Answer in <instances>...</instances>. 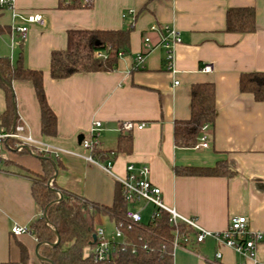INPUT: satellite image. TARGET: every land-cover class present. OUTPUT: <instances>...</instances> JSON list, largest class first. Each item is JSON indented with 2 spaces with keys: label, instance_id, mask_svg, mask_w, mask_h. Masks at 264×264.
<instances>
[{
  "label": "crops",
  "instance_id": "1",
  "mask_svg": "<svg viewBox=\"0 0 264 264\" xmlns=\"http://www.w3.org/2000/svg\"><path fill=\"white\" fill-rule=\"evenodd\" d=\"M59 1L16 0L20 10L39 12L45 18L44 24L29 25L25 41L13 34L10 12H0V23L9 28L0 32V57L16 62L22 55L27 67L43 71L48 103L57 116V134L42 135L40 104L29 82L13 83L17 119L26 121L36 137L81 154L86 150L79 135H88L93 123L101 121L97 158L114 150L121 134L132 137V151L112 158L115 174L125 176L129 163L149 165L151 180L161 188L165 204L201 227L220 232L233 216L244 215L251 229L264 231V101L240 90L242 73L264 72V0H93L63 8ZM233 7L255 8L254 32L226 31L227 11ZM154 24L172 25L182 34L175 48V72L165 67V50L156 46L160 32L149 30ZM78 29H130L129 51L118 58L112 71L54 79L52 53L67 49L68 32ZM147 35L153 48L136 68ZM207 65L211 71L203 70ZM204 82L214 83L216 92L217 116L208 129L209 147L179 148L174 143L175 122L190 117L192 86ZM5 109V92L0 88V115ZM122 121L147 126L122 133L118 130ZM56 161L50 181L58 191L100 205L113 204L118 184L113 175L77 155L63 153ZM222 161L236 173L178 175L174 169L212 167ZM29 172H42L38 157L17 154L0 164V264H23L19 242L28 249L27 264H43L36 253V238L11 231L16 224L30 227L44 214L33 198ZM188 248L176 251L174 264H251L213 238L193 241ZM258 256L264 261L262 246Z\"/></svg>",
  "mask_w": 264,
  "mask_h": 264
},
{
  "label": "trees",
  "instance_id": "2",
  "mask_svg": "<svg viewBox=\"0 0 264 264\" xmlns=\"http://www.w3.org/2000/svg\"><path fill=\"white\" fill-rule=\"evenodd\" d=\"M69 1V3H66ZM82 0H60L59 7H80ZM89 5V3L87 4ZM7 25L0 23V32L7 31ZM256 30V10L254 7H233L227 11L226 31L241 34ZM130 48V29L90 30L78 29L68 32V47L53 51L51 76L54 79L67 78L79 72L112 71L117 67L119 53ZM106 54L99 57L98 52ZM14 82L33 84L41 110V132L43 136L57 134V116L48 103L44 88L42 70L25 65L20 55L16 62L9 57H0V88L5 92L6 109L0 115V125L10 127L17 119ZM240 90L252 93L257 101H264V72H245L240 77ZM215 85L212 82L196 83L191 90V115L188 119L177 120L174 126V143L179 148H194L206 124L214 125L217 116ZM132 151L131 135L121 134L113 153ZM107 159L105 153L98 154ZM42 172H29L32 179V195L44 214L31 223L30 233L36 238L39 255L43 264H172V247L169 241L174 237L176 227L169 221V214L162 212L153 221L141 224L131 223L126 216L129 203L123 194V187L117 184L114 202L111 206L90 202L78 195L50 187L48 182L57 170L54 156L41 154ZM178 175L232 176L235 170L226 161L212 167H175ZM108 216L115 226L123 225L130 247L126 251L117 249L107 260L95 261L97 228L102 226L103 217ZM180 232L193 234L194 230L181 222ZM59 238V242L58 241ZM133 246L136 252H133ZM164 246V248H163ZM21 262L27 264L29 254L19 242ZM215 264H220L216 262Z\"/></svg>",
  "mask_w": 264,
  "mask_h": 264
},
{
  "label": "built area",
  "instance_id": "3",
  "mask_svg": "<svg viewBox=\"0 0 264 264\" xmlns=\"http://www.w3.org/2000/svg\"><path fill=\"white\" fill-rule=\"evenodd\" d=\"M86 3H91L93 0H82ZM9 11L11 14V29L13 34H17L21 41H25L29 33V25L32 23L44 24L45 18L39 12H26L20 10L16 5V0H0V12ZM151 31L160 32V38L156 46L162 47L165 50V67L168 71L175 72V48L182 41L181 32L172 25H165L159 28L157 25L150 27ZM144 46L146 50L139 52L135 59L134 66L138 68L142 66L147 56V53L153 48L151 37L147 35L144 38ZM125 52H120L119 57ZM99 57H106L105 53L98 52ZM204 71H211L212 66L207 65ZM178 83V82H176ZM147 126L146 122L122 121L119 123L118 130L122 133H132L136 129H143ZM103 125L101 121H95L88 135H84L81 141V146L86 150V153H76L68 149H64L53 145L43 139L36 137L28 123L23 119H16L15 122L7 127L0 125V164H5L17 154H27L38 157L41 154L51 155L55 158L61 154H72L85 158L86 160L97 164L105 172L113 175L118 183L123 187V194L129 203L127 210V219L133 224L144 223L142 213L147 205L153 207L149 221H153L163 211L169 214V221L176 227L174 237L169 241L172 247L171 255L174 257L178 249L188 248L191 242L203 243L206 238H213L224 243L232 248L237 254L246 258L251 264H264L258 256L259 247H263L264 253V231L253 230L248 225V219L244 215L233 216L230 219L228 227L220 232L210 231L201 227L193 218L181 215L174 207L165 204L163 200L161 188L151 180V168L149 165L137 166L135 163H129L126 166V174L121 177L115 174L113 168V153H106L107 159L101 160L97 158L96 151L101 145L100 132ZM210 125L206 124L200 135L196 149L209 147L208 129ZM50 187H53L52 181L48 182ZM62 191H58L60 195ZM140 201L146 205L136 206ZM183 222L188 227L194 230L193 234L180 232L177 228ZM14 235H22L30 233L29 227L14 225L11 229ZM96 245L93 248L95 261L107 260L117 249L126 251L130 247V242L127 241L123 225L115 226L113 231L107 232L106 228L99 226L96 233ZM164 248V246H163ZM189 249V248H188ZM133 252H136V247L133 246ZM221 253H217V259L221 258ZM243 264V263H238Z\"/></svg>",
  "mask_w": 264,
  "mask_h": 264
},
{
  "label": "rangeland",
  "instance_id": "4",
  "mask_svg": "<svg viewBox=\"0 0 264 264\" xmlns=\"http://www.w3.org/2000/svg\"><path fill=\"white\" fill-rule=\"evenodd\" d=\"M144 205H146L145 202L140 201L136 206L141 207V206H144ZM152 210H153V207L151 205H147L146 206L145 210L142 213L144 222H148L149 221L151 213H152ZM102 226L104 228H106L107 232H109V233L111 231H113V229L115 227L114 223L110 220V218L108 216H104L103 217Z\"/></svg>",
  "mask_w": 264,
  "mask_h": 264
},
{
  "label": "water",
  "instance_id": "5",
  "mask_svg": "<svg viewBox=\"0 0 264 264\" xmlns=\"http://www.w3.org/2000/svg\"><path fill=\"white\" fill-rule=\"evenodd\" d=\"M84 138V135H79V137H78V140H79V142L81 143V141H82V139ZM63 197V194L61 193L60 194V198H62ZM46 215V213H44V216ZM57 242H59V238H58V241ZM39 246H40V244H38L37 245V248H36V253H37V255L40 257V259H44L45 260V258H42L40 255H39V252H38V250H39Z\"/></svg>",
  "mask_w": 264,
  "mask_h": 264
}]
</instances>
